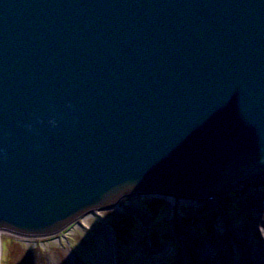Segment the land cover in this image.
I'll list each match as a JSON object with an SVG mask.
<instances>
[{
  "label": "water",
  "instance_id": "obj_1",
  "mask_svg": "<svg viewBox=\"0 0 264 264\" xmlns=\"http://www.w3.org/2000/svg\"><path fill=\"white\" fill-rule=\"evenodd\" d=\"M261 175L264 0H0V234Z\"/></svg>",
  "mask_w": 264,
  "mask_h": 264
},
{
  "label": "rangeland",
  "instance_id": "obj_2",
  "mask_svg": "<svg viewBox=\"0 0 264 264\" xmlns=\"http://www.w3.org/2000/svg\"><path fill=\"white\" fill-rule=\"evenodd\" d=\"M248 196L258 198V202L248 204ZM172 207L171 202L164 200L132 196L122 199L110 211L86 215L51 237H25L3 231L0 234V264H98L104 253L107 264H112L113 259L125 264H148L145 248L150 242L173 249L180 247L183 236L211 242L221 227V207L230 218L242 213L244 228L241 231L247 235V230L253 240L252 259L264 262V242L255 221L257 214L264 215V175L217 196V201L212 198L196 205L179 202L178 209ZM252 212L256 213L254 218H251ZM227 239L232 245L238 242L233 233L227 234ZM142 249L145 253L140 252ZM166 254L171 255L169 251ZM219 257L224 261L227 254ZM244 257V264H248Z\"/></svg>",
  "mask_w": 264,
  "mask_h": 264
},
{
  "label": "bare ground",
  "instance_id": "obj_3",
  "mask_svg": "<svg viewBox=\"0 0 264 264\" xmlns=\"http://www.w3.org/2000/svg\"><path fill=\"white\" fill-rule=\"evenodd\" d=\"M212 198L215 199V201H217V195L214 197H211V199ZM144 199L151 200L155 198H144ZM204 201H199L198 203L204 202ZM246 201L248 204H250L251 202L253 204H256V202H258V198H255L253 196H248ZM179 202L180 201L177 198L173 201L172 203L173 210H175L176 208L178 209ZM220 209H221V213H223L220 218L221 227L218 228L216 231L217 233L215 232V235L212 236V238L210 239L211 242L203 239L199 242H202V244H204V247L199 248L198 246H196V242H197L195 241L196 239L193 238V239H190L191 240L190 241L188 238L184 237L182 233L180 232L181 235L183 236V243L180 244V247L178 249L174 250L173 252L174 254L171 256L170 255L166 256L165 254H161L160 250L157 247H154L152 242H150L151 245H148V247L145 248L146 252H150V251L154 252L151 256L149 255L150 259L154 261L156 260L155 262L156 264H244V260H242V257L245 256L244 258L247 259L248 264H264V262L260 263L252 259L253 250H254L253 240L251 239V235L247 230H245L247 232V235L241 231L242 228H244L242 227L244 226L242 222V218H243L242 213L230 218L227 215V213L224 212L222 207ZM93 213L95 212H92L90 214H93ZM255 214L256 213L252 212L251 218H254ZM255 218H256L255 221L257 224L256 227H257L258 233L264 242V224H263L264 215H262L260 212V214L259 215L257 214ZM229 219H232V220L230 221ZM230 233H233L235 236H237V241H238L237 244L232 245L231 243H228L227 234H230ZM161 248H163L162 250L166 253L164 246ZM108 249L109 248H106V250ZM101 252L103 253L104 251L102 250ZM140 252L145 253L144 250ZM226 254H227V258L223 257V260L224 258L225 260L222 261L219 256L221 255L226 256ZM188 255H193L195 259L193 257L190 258ZM106 258H107V254L104 253L101 256L100 263L98 264H107V262H105L107 260ZM115 260L113 259V262H115Z\"/></svg>",
  "mask_w": 264,
  "mask_h": 264
}]
</instances>
